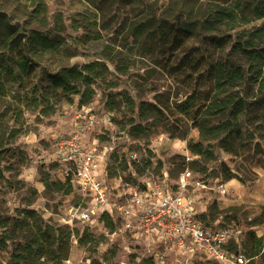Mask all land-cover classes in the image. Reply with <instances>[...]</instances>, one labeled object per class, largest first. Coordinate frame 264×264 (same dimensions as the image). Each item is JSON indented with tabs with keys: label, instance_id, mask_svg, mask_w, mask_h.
<instances>
[{
	"label": "rangeland",
	"instance_id": "1",
	"mask_svg": "<svg viewBox=\"0 0 264 264\" xmlns=\"http://www.w3.org/2000/svg\"><path fill=\"white\" fill-rule=\"evenodd\" d=\"M32 1L0 0V25L6 18L11 24L23 25L28 21ZM42 1L47 8L48 25H28L43 31L57 28L65 42L34 67L30 77H35L31 79L39 81L43 67L53 70L95 59L106 61L110 69L105 81L94 84L96 95L86 104V109L102 121L90 128L85 137L88 145L97 140L100 149L113 145L103 164L107 180L137 182L151 171L155 177L167 173L174 182L188 166L193 178L201 181L190 188L196 197L197 217H205L215 226L238 224L243 230V252L253 253L252 233L264 242V137L259 133L263 128L243 121V134L234 141L235 151L225 150L219 140L211 139L204 145L212 156L199 155L196 162L187 163L184 154L189 152L188 141L199 139V129L192 123V113L184 116L174 107V101L185 98L189 91H205L210 86L205 78L198 79L192 73L194 68L184 69L181 59L204 60L200 66L204 70L217 53L210 36L192 34L172 54L171 46L162 41V30L201 16L206 0ZM56 14L61 16V25H53ZM247 17L251 16L243 19ZM260 22L254 18L240 25L250 27ZM9 88L15 90V86ZM17 92L22 93L18 89ZM126 95L136 104L144 100L159 102L162 107L170 102L171 107L142 120L136 116V107L128 104ZM78 99L74 95L68 100L60 94L53 111L45 115L38 111L23 113L25 130L18 134L16 144L26 156L23 164L4 172L9 182H4L0 190L3 213L16 215V208H33L45 222L67 226L72 231L71 247L62 264H217L203 256L191 259L177 250H168L161 242L148 246L129 233L115 232V228L110 231L100 214L90 219L81 217L80 211L88 200L73 184L69 193L45 186V176L53 181L64 179L53 144L58 136H67L73 130L75 115L82 109ZM130 118L146 125L145 130L140 134L128 132L132 124L123 130L122 125ZM221 164L234 175L228 181L220 176ZM115 192L111 189V198ZM85 232L92 234V242L81 244L78 237ZM252 264H263L260 255L253 258Z\"/></svg>",
	"mask_w": 264,
	"mask_h": 264
},
{
	"label": "trees",
	"instance_id": "2",
	"mask_svg": "<svg viewBox=\"0 0 264 264\" xmlns=\"http://www.w3.org/2000/svg\"><path fill=\"white\" fill-rule=\"evenodd\" d=\"M30 5L28 21L23 25L11 24L8 18L0 25V190L4 182H9L4 172L25 161L26 154L20 144H16L18 134L25 130L23 113L38 111L45 115L53 111L60 94L68 100L77 95L78 103L86 106L96 95L94 84L105 81L110 72L106 61L95 59L81 65H61L53 70L43 67L39 81L34 82L31 78L35 76L30 77L34 67L42 63L48 53L59 50L65 41L57 28L43 31L28 25L31 22L48 25L45 3L33 0ZM246 15L251 17L243 19ZM254 18L261 22L250 27L240 25ZM53 25H61L60 15H55ZM162 33V41L171 46L172 54L192 34L210 36L217 53L204 70H200L204 60L181 59L185 62L184 69L194 68L192 73L198 79L203 77L209 82L205 91L211 89L201 100L199 97L205 91L194 89L185 98L174 101L180 114H193L192 123L199 129V139L189 140L187 146L188 154L195 157L185 162H196L199 155L212 156V151L204 145L211 139L219 140L225 150L235 151L234 141L243 134V121L257 129L263 128L259 133L264 137V0H206L201 16L183 20L175 27L165 26ZM222 51L224 54H219ZM9 85L15 86V90ZM124 97L128 104L136 107V116L142 120L171 107L170 102L160 107L159 102L139 100L136 104L129 96ZM127 124H132L127 131L136 134L146 128L130 118L122 125L123 130ZM219 173L224 181L234 176L224 164ZM42 180L48 188L64 193L71 191L69 177L53 181L45 176ZM3 211L0 206V264H62L68 258L72 231L67 226L45 222L33 208H16V215H5ZM100 220L110 231L115 228L108 213L102 212ZM251 237L255 242L254 250L251 254L245 253L250 257L246 264H252L256 255H260L264 264L263 238L253 233ZM78 242L91 243L92 234L85 232L78 237Z\"/></svg>",
	"mask_w": 264,
	"mask_h": 264
},
{
	"label": "built area",
	"instance_id": "3",
	"mask_svg": "<svg viewBox=\"0 0 264 264\" xmlns=\"http://www.w3.org/2000/svg\"><path fill=\"white\" fill-rule=\"evenodd\" d=\"M75 119L69 135L54 140L53 153L63 166V176L69 177L88 200L80 211L82 218L106 212L115 223V232L129 233L148 246L164 243L166 249L191 259L203 256L217 264H246L250 260L243 252V230L238 224L215 226L197 217L196 197L190 188L201 181L193 178L188 166L174 182L167 173L155 177L151 171L141 181L124 182L120 178L110 182L103 164L113 145L100 149L97 140L91 145L85 140L87 131L102 119L86 106ZM184 155L186 161L195 157ZM220 186L225 192L223 184ZM111 189H116L114 198L110 197Z\"/></svg>",
	"mask_w": 264,
	"mask_h": 264
},
{
	"label": "crops",
	"instance_id": "4",
	"mask_svg": "<svg viewBox=\"0 0 264 264\" xmlns=\"http://www.w3.org/2000/svg\"><path fill=\"white\" fill-rule=\"evenodd\" d=\"M109 181L112 182V180H109ZM113 182H117V180H114V179H113Z\"/></svg>",
	"mask_w": 264,
	"mask_h": 264
}]
</instances>
